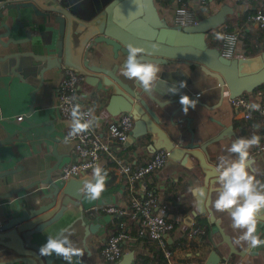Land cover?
Segmentation results:
<instances>
[{
	"label": "crops",
	"instance_id": "0c3cea01",
	"mask_svg": "<svg viewBox=\"0 0 264 264\" xmlns=\"http://www.w3.org/2000/svg\"><path fill=\"white\" fill-rule=\"evenodd\" d=\"M75 1L80 0H65L68 5H73ZM236 3L237 0H226L225 4L235 7L237 10ZM198 5V1H195L197 9ZM9 15V20L4 22H8L12 31L11 37L14 40L24 41L29 34L32 41L31 43L23 42L21 45H11L7 50L0 46V56L28 53L33 51L32 45L38 46L40 49L46 48L44 42H49L50 37H47L45 33H48L50 29L42 26L43 18L35 17L29 10H23L20 18L23 28H20V24L17 23V12L10 11ZM201 17L207 18L204 14ZM4 33L6 30L1 29L0 35ZM2 41L6 43L8 39L3 38ZM48 48L53 50L51 46ZM243 55L242 52L241 57H244ZM13 62L0 63V174L15 171L17 168L21 169L18 173L0 180V197H6L13 191L44 181L47 171L60 162L59 170L52 175L54 180L58 181L62 168L78 161L73 142H64L69 131V121L62 117L57 108L58 90L65 77L64 71L60 69L47 72L44 75L43 83L40 79L39 69L32 65L31 58H21V65L17 70L19 75L12 72ZM161 69L160 80L151 92L155 97L161 102H165L178 99L181 95H188L200 102V105L189 109L187 113H184L183 110L176 112L179 104H170L165 111L158 109L163 115V127L173 138H179L177 140L185 144L193 138L196 142H203L218 135L223 129L233 127L235 138L222 141L212 146L211 150L209 149L216 165H218L219 157L228 155L227 149L237 138H247L255 134L261 140L264 128L259 125L255 126L254 122L248 123L241 119L229 105L219 82L205 74L200 67L176 64L162 66ZM180 82H184L186 87L179 88ZM173 85L179 89L175 94L168 90ZM79 99L80 105L95 108L96 115L100 116L101 120L99 126L93 129L104 140H110L113 135L112 129L115 128L118 131L119 125L117 124L118 120L112 118L106 110L109 97L95 95L84 82L81 85ZM257 101L264 105L263 98L258 97ZM163 112L165 113L163 114ZM19 117H24L22 122L17 121ZM169 119H172L174 126L171 125ZM27 120L33 124L41 125V127L29 132L27 136L18 134L15 136L13 144L6 143L9 135L20 131V126H28ZM26 138L27 141H24ZM113 147L114 158L103 155L99 163L107 171L108 177L106 189L101 198L97 200V206L91 211L85 212L83 220H79L80 211L71 208L61 220L40 232L27 236L25 241L27 247L39 252V248L46 243L48 236H55L64 229H71L74 234L70 238L77 247L83 248L85 251L84 256L81 257L85 264H107L102 259L101 248L112 235L113 219L121 216L109 214L105 210L115 207L130 211L133 198L141 199L147 191L153 190L158 198L156 209L163 211L165 220L174 228L166 237L167 244L175 248L172 251L170 264H208L214 252L220 256L221 260H227L230 264H264V246L253 249L249 248L246 243H236L241 232L233 230L227 213L218 212L214 208L213 201L216 198V192L213 193L211 209L219 224L212 223L208 214L192 217L197 201L188 189L194 185L201 187L203 185V175L197 160L191 159L189 164L184 166L169 159L161 171L131 187L128 175L121 171L118 163L123 162L131 170L150 163L154 152L150 150L149 139L133 142L129 137L125 143L113 145ZM258 147L259 145L254 146L250 150V155L258 160L254 165L256 170L254 176L262 183L264 154L258 153ZM88 175L90 176L91 173ZM149 186L152 188L149 189ZM213 187L217 189L218 185L215 184ZM48 191H51L49 186L40 184L19 192L10 199H0V222L17 216L23 209H31L33 203ZM126 215L133 214L127 213ZM90 225L99 226V229L85 242L86 227ZM197 228L203 229L204 234L191 237L188 234L189 231ZM220 229H222L223 235ZM257 234L261 239H264V225L258 223ZM225 237L234 248L233 253L225 242ZM182 240L184 244H182ZM85 247L88 248V251ZM124 247L126 253H134L135 260L141 253L148 252V249L136 238H128ZM16 258L17 254L14 251L0 247V264L13 261ZM13 264L24 263L15 262ZM55 264H67V262L59 260ZM73 264L76 263L73 261Z\"/></svg>",
	"mask_w": 264,
	"mask_h": 264
},
{
	"label": "water",
	"instance_id": "95a60500",
	"mask_svg": "<svg viewBox=\"0 0 264 264\" xmlns=\"http://www.w3.org/2000/svg\"><path fill=\"white\" fill-rule=\"evenodd\" d=\"M23 10H29L35 17L43 18L42 26L50 29L45 33L50 40L44 42L46 48L40 49L32 45L33 51L28 53L1 55L0 63L14 61L12 72L18 74L21 58H31L32 65L39 69L43 83L47 72L64 67L83 76L85 84L95 95L109 97L106 110L112 118H118L122 114L132 116L133 111H137L140 118L135 119L132 116L134 126L131 140L135 142L149 139L150 150L154 153L165 151L170 160L184 166H187L191 159L197 160L203 175L202 187L208 192V197L203 203L196 204L192 217L208 214L212 223L219 224L211 209L213 193L216 192L213 186L217 184V165L213 162L209 149L222 141L235 138L233 127L225 128L218 135L203 142H196L193 138L185 144L177 140L179 138H173L163 127V115L158 109L165 111L168 105L179 104L176 112L182 111L180 98L161 102L152 93L144 91L137 82L121 75L120 69L126 59L127 44L132 43L152 51L150 43L155 40L160 43V50L145 59L152 60L161 67L176 64L200 67L205 74L215 78L222 86L223 93L228 91L231 98L254 93L264 85V52L253 57L230 60L221 54L219 48L211 47L207 41L211 32L231 20L235 7L224 4L216 13L201 20L196 27L180 28L162 16L156 0H80L75 1L73 5H68L65 0H0V30H6V33L0 35L2 49L7 50L11 45H21L23 42L31 43L29 34L24 41L14 40L8 22H4L9 20L10 11H16L17 23L23 28L20 23ZM3 38L8 41L4 43ZM49 46L53 50H50ZM37 49L40 51L36 52ZM242 68L250 70L242 72ZM190 98L195 100L194 97ZM196 101V105H200V102ZM169 121L171 125H175L172 119ZM27 124L26 127L20 126V131L9 135L5 142L13 144L18 134L27 136L29 132L41 127L28 120ZM24 141H27V138ZM257 161L250 155L249 170L253 175L256 173L254 165ZM59 167L60 162L47 171L44 181L0 197L10 199L13 195L40 184L51 189L47 194H42L31 209H23L17 216L0 222V247L17 254L15 260L2 264H55L59 260L64 261L58 256H40L38 251L27 247V236L61 220L71 208L78 209L81 214L79 220H83L84 213L97 206V201L85 202L79 192L82 182L89 175L58 182L52 175ZM20 169L0 174V180L18 173ZM258 223L264 225V214H261ZM98 229L99 226L96 225L86 227L85 242L90 235L96 234ZM220 231L223 235L222 229ZM224 239L233 253L235 250L231 243L226 237ZM85 249L88 251V248ZM76 259L85 264L82 258L74 257L75 263ZM134 261V253H126L118 264H133ZM220 261V256L214 252L208 264H218Z\"/></svg>",
	"mask_w": 264,
	"mask_h": 264
},
{
	"label": "clouds",
	"instance_id": "9594fccd",
	"mask_svg": "<svg viewBox=\"0 0 264 264\" xmlns=\"http://www.w3.org/2000/svg\"><path fill=\"white\" fill-rule=\"evenodd\" d=\"M181 16L186 15L184 10H178ZM217 40L226 41L225 58H230L233 54V47L236 43L235 36H227L223 33H215ZM126 59L120 69L121 75L129 80H134L146 92L151 93L160 80L161 67L158 63L145 59L153 53L160 50V43L153 40L150 43L152 51L144 47L136 46L132 43L126 46ZM255 65H253L254 67ZM250 69L242 68L241 71ZM186 87L184 82L179 83V88ZM169 92L175 94L179 89L173 85ZM75 97L66 98L69 104L70 121L68 124L69 131L64 142L68 143L72 139L80 136L94 127H98L101 117L96 115L95 108H89L87 111L82 110L79 103H74ZM179 103L183 106L184 113L189 108H195L197 101L191 99L188 95H181ZM253 110H259L258 104L249 105ZM133 118L139 119V113L133 111ZM113 134H118L116 129H112ZM260 137L253 134L250 137H240L234 140L227 149L228 155L219 157L218 165L215 168L217 178L216 198L213 206L218 212L227 213L231 220L233 230H238L241 235L236 243H246L249 248L264 246V239L257 234V225L261 214H264V183H261L250 172V150L258 146ZM91 175L84 179L79 192L87 203H92L101 198L106 189L107 171L100 165H89ZM196 199L197 204L203 203L208 197V192L204 187L194 185L188 189ZM74 233L71 229H64L55 236H48L47 241L39 248V255L43 257H52L53 255L61 257L67 264H73L74 257L81 258L85 251L77 247L70 238ZM76 264H81L76 259Z\"/></svg>",
	"mask_w": 264,
	"mask_h": 264
},
{
	"label": "built area",
	"instance_id": "2783aa9c",
	"mask_svg": "<svg viewBox=\"0 0 264 264\" xmlns=\"http://www.w3.org/2000/svg\"><path fill=\"white\" fill-rule=\"evenodd\" d=\"M169 1H172L170 8H159L162 16L166 18L172 25L180 28L196 27L204 16L209 17L216 13L225 3L226 0H160V4L163 5ZM195 1H198V9L195 6ZM244 6H241L235 10L234 15L231 18L233 23H237L242 13L244 12ZM184 10L186 15L181 16L178 14V10ZM249 22L255 29H264V14L251 16ZM225 26V25H224ZM224 26L218 30H224ZM211 32L209 36L212 34ZM227 36H235L236 43L233 47V54L230 58L235 59L242 56V31L235 29L232 32H221ZM208 36V37H209ZM221 54L224 56L226 51V41L222 40V47L219 48ZM65 73L64 80L62 81L57 96V108L60 111L62 117L67 121H70L69 104H67L66 98L75 97L74 103L80 104L79 93L81 91V85L84 83V77L77 74L72 70H68L63 67ZM224 96L228 100L229 105L234 109L238 116L248 123H253L256 117H262L264 119V105L259 104L257 99L261 97L264 99V94L261 91L252 94H244L238 98H231L228 91H224ZM251 104H258L259 110H253L249 107ZM82 110L87 111L91 107L82 106ZM24 117H19L18 122H22ZM119 130L118 134H113L110 140H104L103 137L95 131L93 128L88 132L77 136L70 142L74 144V152L78 157L76 163L67 164L64 166L58 177V182H66L71 178H80L91 173V167L89 165L99 164L103 155H108L112 158L114 155L113 145H119L125 143L131 135L133 130L134 121L130 114H122L116 118ZM68 133V132H67ZM67 136V134H66ZM258 153L264 154V130L261 133V140L258 147ZM169 160V155L165 151L155 152L152 160L145 166H142L136 170H131L119 162L118 165L121 171L128 175V181L131 187L139 182L147 179L154 173L161 171ZM158 198L155 191H147L143 198H133L130 205V211L116 209L115 207L106 209L105 211L112 215L124 216L127 213H131L136 217H139L143 221L142 234H148L153 241H155L164 251V255L169 264L172 259V253L168 250L166 237L169 232L174 228L169 225L165 220L163 211L157 210ZM191 231V230H190ZM189 235L191 237H198L204 234V230L201 228L193 229ZM128 240L126 234L116 235L105 243L103 250L101 251L102 259L107 264H116L126 254L124 244ZM218 264H230L227 260H221Z\"/></svg>",
	"mask_w": 264,
	"mask_h": 264
},
{
	"label": "trees",
	"instance_id": "16d2710c",
	"mask_svg": "<svg viewBox=\"0 0 264 264\" xmlns=\"http://www.w3.org/2000/svg\"><path fill=\"white\" fill-rule=\"evenodd\" d=\"M156 4L159 5V7L170 8L172 1L161 5L160 0H156ZM241 6H244L246 9L242 13L238 22L233 23L231 20L228 21L223 27L224 30L220 31L217 29L213 31L207 41L211 47L221 48L222 40H217L214 34L221 32L229 33L235 29H239L242 31L243 35L241 41L242 51L244 53L243 56L253 57L260 55L264 52V29H255L249 22V19L251 16L264 14V0H237L236 7L239 8ZM257 91H261L264 94V85ZM254 125H259L264 128V119L262 117H256ZM262 183H264V177ZM151 188L152 186H149V189ZM135 217L136 216L133 215H126L114 218L111 225L112 235L109 236L108 240L123 233L126 234L128 238H136L139 243H142L148 249V252L138 255L134 264H169L162 248L153 241L148 234H142V219ZM182 244H184L183 240ZM103 247L101 248V251L103 250ZM167 247L171 253L175 249L168 244Z\"/></svg>",
	"mask_w": 264,
	"mask_h": 264
}]
</instances>
